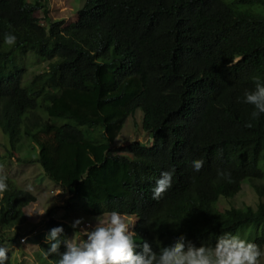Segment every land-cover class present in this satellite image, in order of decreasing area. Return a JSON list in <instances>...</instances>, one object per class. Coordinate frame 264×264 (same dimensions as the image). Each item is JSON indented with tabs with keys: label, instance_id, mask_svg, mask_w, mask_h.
<instances>
[{
	"label": "trees",
	"instance_id": "1",
	"mask_svg": "<svg viewBox=\"0 0 264 264\" xmlns=\"http://www.w3.org/2000/svg\"><path fill=\"white\" fill-rule=\"evenodd\" d=\"M77 14L65 27L50 20L44 0H0V126L10 146L0 159L27 162L15 155L27 137L45 177L86 202L90 215L139 217L137 253L143 242L159 251L180 236L211 245L244 226L260 231L252 242L262 248L264 113L252 119L243 93L254 90L256 77L264 84V0H85ZM7 33L16 37L12 46ZM137 110L140 124L133 125L149 139H125L114 149ZM72 123L100 126L105 143L89 141ZM195 159L204 161L199 172ZM174 167L184 170L153 200V175ZM218 169L231 182L218 179ZM247 180L256 208L220 211L219 198L233 199ZM7 184L0 242L13 243L25 226L24 206L36 198L13 179ZM53 217L29 230L46 235L62 227L67 238ZM58 260L38 257L39 264Z\"/></svg>",
	"mask_w": 264,
	"mask_h": 264
},
{
	"label": "clouds",
	"instance_id": "2",
	"mask_svg": "<svg viewBox=\"0 0 264 264\" xmlns=\"http://www.w3.org/2000/svg\"><path fill=\"white\" fill-rule=\"evenodd\" d=\"M15 42V35L11 33L5 34V44L12 46ZM254 80V90H245L243 93V102L254 106V110L251 112L252 119H256L261 113H264V84L260 83L258 77L254 78ZM246 126L250 127L251 124ZM0 130L6 134L1 126ZM101 131H103V128ZM86 137L89 141L94 142L89 139L90 136L86 135ZM118 137L115 140V145L118 143L116 147L122 148L123 146L120 147L119 145L123 142H119ZM94 143L98 144V142ZM160 165L161 161L158 163V166ZM203 166L204 161L201 159L192 161V167L196 172H199ZM181 170L184 169L182 167H174V169L164 170L160 173L159 178H157L159 175H157L158 170L156 171L152 180V183H155L152 189L153 200L158 201L163 197L164 193L172 187L173 174ZM217 177L218 179L231 182V173L225 170L218 169ZM7 179L4 166L0 165V199L3 198L4 193L8 190ZM60 192L64 194V197H69L68 200H82L81 198H73V194L64 193L61 189ZM68 206H70V203ZM58 208H63V206ZM47 209L44 211H33L27 215L32 216L35 213L38 216H43ZM94 217L93 225L86 223L84 227L81 226L83 229L80 230L77 229L81 225L82 220H76L70 226L66 220H61L69 231H71L70 227L74 229L73 236L71 238H63V240L64 229L62 227H53L48 234L44 235L38 229L30 231L29 227L31 224H26L25 222V226L22 228V232H19L16 243H12V245L20 249L19 243L26 245L31 241L33 248H28L30 250H39L35 255L37 260L44 253H46V256L58 255V264H262V258H264V246L261 248L256 243H253L254 238L248 241L236 235L239 230L230 233L224 232L216 238L214 244L202 243L198 247L191 242L186 243L184 236L178 237L170 246L160 247L159 251H153L147 242H143L141 245L142 251L137 253L135 251L137 248L135 228H137L139 222L137 215L122 214L112 210ZM37 232H39L40 237H32ZM61 242L65 246V251L63 252L59 251ZM46 246H49L48 249ZM8 258L10 264H17L14 262L15 258H12V251L8 250L7 247L0 246V264H6Z\"/></svg>",
	"mask_w": 264,
	"mask_h": 264
},
{
	"label": "rangeland",
	"instance_id": "3",
	"mask_svg": "<svg viewBox=\"0 0 264 264\" xmlns=\"http://www.w3.org/2000/svg\"><path fill=\"white\" fill-rule=\"evenodd\" d=\"M84 1L85 0H44V5L45 9L47 10V16L50 18V20H63L65 22V27H67L76 21L78 15L77 11L83 6ZM39 16L42 19V23H44L41 12L39 13ZM44 66L45 63H41L40 65L35 66L34 70H39ZM36 67L39 69H35ZM129 119L130 117L127 119L126 124L122 129L121 134L118 137V141L122 142L123 140L128 139L134 142L138 141L142 144L148 140L149 137L147 136L146 138V134L141 131V128L133 125V122L134 124H140L141 111L137 110L136 115L131 117L132 120L130 121ZM51 122L56 125H63L66 123L62 120L54 119H52ZM72 124L73 126H78V128L88 137L90 136L89 139H92L94 142H98V144L105 142L104 136L102 134L103 131H101L102 128L100 126L98 127L97 125L91 124ZM8 139L9 136L0 130L1 156L4 155L5 150L10 151ZM117 144L118 143H116V145ZM116 145L114 148H117ZM119 146L122 147L123 143H120ZM15 155L20 159H26L27 162L17 163L6 158L3 160L0 159V165L4 166L9 181L13 179L17 188L26 190L36 197V201L33 204H30L23 209L26 224H39L41 222L48 223L50 213L54 215L53 218H55L56 221L61 222L62 217L60 216L67 213L68 221L66 222L69 226L76 220H82V223L77 230L83 229L81 226L84 227L86 223L93 225L95 217L88 213V204L80 199L68 200L69 197H64V194L60 192V188L53 186L45 177L41 167L37 161L34 160L37 158V147L32 144L27 137H22L21 143L18 149L15 151ZM260 167L264 173V162L261 163ZM257 183L264 186V181ZM69 203L70 206L67 207ZM257 203L258 197L252 188L251 183L247 180L246 182L242 183L241 191L233 199L227 200L223 197H220L217 202V208L220 211H224L225 209H229L231 207L243 210H245L247 207L255 209ZM59 206H63V208H58ZM46 208L48 209L43 216H38L35 213L32 216L27 215L33 211H44ZM70 228L71 231H69L67 238H71L74 233V229L72 227ZM19 232H22V228L19 230ZM236 235H239L241 238L249 241V239H253L259 235V230L254 231L249 226H244L238 231ZM16 241L13 243H16ZM0 246L7 247L8 250L12 251V258H15L14 262L17 264L18 262L23 264H39L35 256L39 250H30L33 248L31 241L26 245L19 243L20 249H17L16 246L12 245V243L5 241L0 242ZM262 264H264V258H262Z\"/></svg>",
	"mask_w": 264,
	"mask_h": 264
}]
</instances>
